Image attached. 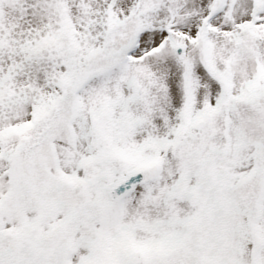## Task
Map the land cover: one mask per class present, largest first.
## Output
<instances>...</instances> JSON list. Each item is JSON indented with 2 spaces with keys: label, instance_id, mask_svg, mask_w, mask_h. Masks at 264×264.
<instances>
[{
  "label": "snow or ice",
  "instance_id": "6c2138e0",
  "mask_svg": "<svg viewBox=\"0 0 264 264\" xmlns=\"http://www.w3.org/2000/svg\"><path fill=\"white\" fill-rule=\"evenodd\" d=\"M0 264H264V0H0Z\"/></svg>",
  "mask_w": 264,
  "mask_h": 264
}]
</instances>
